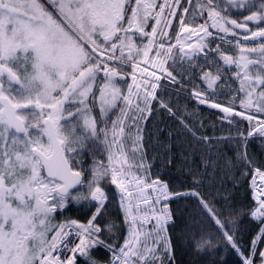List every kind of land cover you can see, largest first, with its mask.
Listing matches in <instances>:
<instances>
[{
  "label": "snow or ice",
  "instance_id": "1",
  "mask_svg": "<svg viewBox=\"0 0 264 264\" xmlns=\"http://www.w3.org/2000/svg\"><path fill=\"white\" fill-rule=\"evenodd\" d=\"M173 95L222 113L225 142L241 145L236 162L261 181L247 253L202 191L198 166L184 190L151 171L144 125L161 110L207 151L219 142L197 134ZM253 138L264 142V0H0V264H173L170 203L180 199L209 225L189 238L202 260L222 237L242 264H264V165L247 151ZM71 202H86L87 222L54 223ZM113 203L122 243L104 239L116 227L105 219ZM224 207L233 210L227 198ZM97 247L110 259L95 258Z\"/></svg>",
  "mask_w": 264,
  "mask_h": 264
},
{
  "label": "trees",
  "instance_id": "2",
  "mask_svg": "<svg viewBox=\"0 0 264 264\" xmlns=\"http://www.w3.org/2000/svg\"><path fill=\"white\" fill-rule=\"evenodd\" d=\"M172 96V102L178 114L190 120L195 125L197 134H204L209 137L219 138V142H214L211 151H207L205 146L197 144L188 133L179 127L178 122L173 120L165 111L154 113L145 127V152L151 171L158 174L160 178L167 182L170 189L184 190L190 183L188 169L194 166L199 167L200 174L204 180L202 191L206 198L213 203L219 210L221 219L234 231L235 239L239 242L242 250L246 253L251 249V243L257 234L258 226L249 218L252 208L250 192L248 188L252 169L241 167L237 162V153L241 145L235 139H229V125L224 123L221 115L210 109H206L184 96ZM240 121L244 127L247 125ZM201 124L203 125L201 127ZM232 127V135L235 136V126ZM164 129V132L157 131ZM173 131V137L179 135L180 139H172L167 135V131ZM247 151L253 157L255 163L264 165V142L260 138L250 139ZM171 155L173 162L166 163V156ZM97 156V159H100ZM211 158V160H209ZM93 158L85 155L82 164L87 170L90 168ZM210 166L205 168V163ZM214 162V163H212ZM87 178V175H86ZM111 188L110 195L116 197L114 186ZM86 191V189H85ZM227 198L232 211L224 207V200ZM86 202H81L76 207L75 202H71L63 212L55 214V223L60 220L72 218L81 223L87 222L91 209L85 207ZM171 209L175 212V227L170 228L169 236L173 244L172 255L173 264H242L239 254L235 252L227 241L222 237L216 242L214 249H209L205 258L192 252L189 238L192 232L197 229L209 231L207 221L203 220L193 211L191 203L187 199H180L170 203ZM110 215L105 219L114 221L115 229L111 233H106L104 239L118 237L122 243L125 236V224L122 213L119 211L118 204L113 203L109 208ZM194 218V220H193ZM195 221V222H194ZM261 242L257 251L263 248ZM92 255L100 261L110 259L108 251L102 248L92 250ZM78 264H85L84 258H78Z\"/></svg>",
  "mask_w": 264,
  "mask_h": 264
},
{
  "label": "rangeland",
  "instance_id": "3",
  "mask_svg": "<svg viewBox=\"0 0 264 264\" xmlns=\"http://www.w3.org/2000/svg\"><path fill=\"white\" fill-rule=\"evenodd\" d=\"M223 114H221V116H222ZM240 118V117H239ZM241 119V118H240ZM245 122V124L247 125V121H244ZM106 162V161H105ZM117 194V193H116ZM118 195V194H117ZM76 203V202H75ZM80 205V203H76V207H78ZM67 220L66 219H64V220H60L59 222H57V223H64V222H66ZM55 223V222H54ZM127 235V228H126V226H125V236ZM124 236V237H125ZM94 250V249H93ZM110 254V253H109ZM111 255V254H110ZM165 264H167V261L165 262Z\"/></svg>",
  "mask_w": 264,
  "mask_h": 264
},
{
  "label": "built area",
  "instance_id": "4",
  "mask_svg": "<svg viewBox=\"0 0 264 264\" xmlns=\"http://www.w3.org/2000/svg\"><path fill=\"white\" fill-rule=\"evenodd\" d=\"M260 184H261V183H260ZM260 184H259V183L256 184V187L259 186ZM256 187H255V190H256ZM262 198H264V197H262ZM73 239H75V237H73Z\"/></svg>",
  "mask_w": 264,
  "mask_h": 264
},
{
  "label": "bare ground",
  "instance_id": "5",
  "mask_svg": "<svg viewBox=\"0 0 264 264\" xmlns=\"http://www.w3.org/2000/svg\"><path fill=\"white\" fill-rule=\"evenodd\" d=\"M216 110V109H215ZM218 111V110H217Z\"/></svg>",
  "mask_w": 264,
  "mask_h": 264
},
{
  "label": "water",
  "instance_id": "6",
  "mask_svg": "<svg viewBox=\"0 0 264 264\" xmlns=\"http://www.w3.org/2000/svg\"><path fill=\"white\" fill-rule=\"evenodd\" d=\"M73 191H75V190H73Z\"/></svg>",
  "mask_w": 264,
  "mask_h": 264
}]
</instances>
